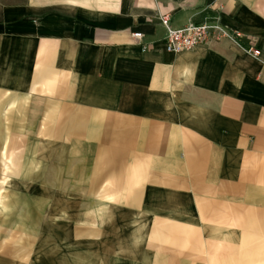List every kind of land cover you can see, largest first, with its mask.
Masks as SVG:
<instances>
[{
    "label": "crops",
    "instance_id": "crops-1",
    "mask_svg": "<svg viewBox=\"0 0 264 264\" xmlns=\"http://www.w3.org/2000/svg\"><path fill=\"white\" fill-rule=\"evenodd\" d=\"M262 62L264 0H0V264H264Z\"/></svg>",
    "mask_w": 264,
    "mask_h": 264
},
{
    "label": "built area",
    "instance_id": "built-area-1",
    "mask_svg": "<svg viewBox=\"0 0 264 264\" xmlns=\"http://www.w3.org/2000/svg\"><path fill=\"white\" fill-rule=\"evenodd\" d=\"M160 24L165 29L163 39L165 50L177 54L191 50L200 45H209L221 40L237 41L243 35L239 31H231L221 24L219 16H214L208 21L189 22L181 27H172L170 16L167 13L158 15ZM132 37L140 41L141 33H133ZM240 49L255 59H260L261 51L252 44L239 45ZM264 68V62H262Z\"/></svg>",
    "mask_w": 264,
    "mask_h": 264
}]
</instances>
